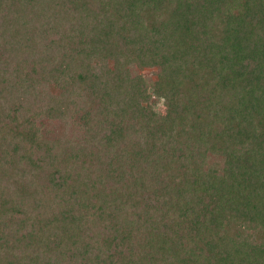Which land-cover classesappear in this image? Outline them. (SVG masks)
<instances>
[{
    "label": "trees",
    "instance_id": "trees-1",
    "mask_svg": "<svg viewBox=\"0 0 264 264\" xmlns=\"http://www.w3.org/2000/svg\"><path fill=\"white\" fill-rule=\"evenodd\" d=\"M0 264H264V0H0Z\"/></svg>",
    "mask_w": 264,
    "mask_h": 264
},
{
    "label": "rangeland",
    "instance_id": "rangeland-1",
    "mask_svg": "<svg viewBox=\"0 0 264 264\" xmlns=\"http://www.w3.org/2000/svg\"><path fill=\"white\" fill-rule=\"evenodd\" d=\"M130 71L132 76H137L140 74H143L145 76L149 75L151 77V80H153L155 78V72L152 70H139V68L136 65H132L130 66ZM153 108L156 112L158 113H162L165 111V107L163 105V103L161 102H157L155 104H153Z\"/></svg>",
    "mask_w": 264,
    "mask_h": 264
}]
</instances>
